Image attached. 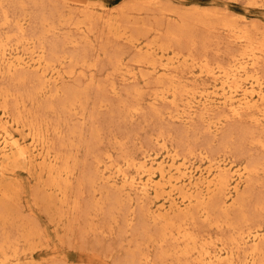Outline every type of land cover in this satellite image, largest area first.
<instances>
[{"label": "rangeland", "instance_id": "374dc122", "mask_svg": "<svg viewBox=\"0 0 264 264\" xmlns=\"http://www.w3.org/2000/svg\"><path fill=\"white\" fill-rule=\"evenodd\" d=\"M70 1L0 0V34L8 31L14 43L18 22H25V35L37 44L44 43L49 58L65 60V72L72 67L76 70L60 82L61 93L51 97L50 92H41V80L35 74L21 79L17 74L0 76V91L12 94L9 107L13 114L17 113L18 101H24L27 121L50 130L54 152L62 153L73 172L70 184L59 182L67 193L62 202L47 174L20 170L12 180L13 200L6 203L7 207L13 203L7 217L10 219H0V244L13 245L21 240L20 261L16 264H200L194 261L195 255L179 260L174 252L178 243L175 239L161 243L164 225L147 215L150 200H141L136 194L120 197L115 186L97 175V165L108 161V154L116 162L132 158L139 162L146 150L161 154V144L155 140L163 134L169 145L188 158L198 159L202 150L211 156L230 155L239 163L261 168L264 148L258 141L264 140V132L247 118L229 120L215 136L207 122L196 119L189 126L171 119L168 114L173 108L153 102L154 76L145 82L121 79L120 73L133 68L139 54L120 35L129 32L131 37L165 48V61L180 53L197 59L206 57L210 64H226L237 45L231 44L221 29L223 22L241 25L248 21L251 31L261 36L264 8L250 6L251 0H98L113 8L118 20L110 27L101 19H93L89 23L91 32L82 35L75 24L83 21V16H79L78 7L73 8L77 13L69 9L66 3ZM4 11L10 16L8 24H4ZM118 59L124 62L123 69H117ZM83 63L87 67H80ZM93 64L96 66L88 67ZM135 108L139 109L133 112ZM260 171L254 183L245 188L239 206L227 212L211 206L209 218L196 213L184 221L188 222L185 228L190 227L199 239L203 237L200 241L211 240L213 245L217 240L230 241L238 226L264 227V210H260L264 171ZM216 220H228L229 224L221 228L215 226ZM29 233L31 237L25 240L23 236Z\"/></svg>", "mask_w": 264, "mask_h": 264}, {"label": "bare ground", "instance_id": "6f19581e", "mask_svg": "<svg viewBox=\"0 0 264 264\" xmlns=\"http://www.w3.org/2000/svg\"><path fill=\"white\" fill-rule=\"evenodd\" d=\"M70 4L66 3L69 9L75 11L73 8L78 7L79 16H83V21L75 24L82 35H86L87 31L91 32L89 23L93 19H101L110 27L118 20L114 9L98 0H71ZM249 4L257 9L264 8V0H251ZM3 13L4 24H8L10 16L6 11ZM24 23L18 22V36L14 43L10 39L12 34L9 35L8 31L0 34V76L17 74L16 78L21 79L24 75L35 74L41 80L43 94L50 92L49 97L58 96L61 93L60 82L73 76L76 70L72 67L70 71H63L65 60L56 62L49 58L44 43L37 44L34 39L25 35ZM221 29L226 32L231 44L237 45L236 52L231 54L226 64H210L206 57L197 59L180 53L165 61V48L123 32L120 37L131 43L139 58L133 68L120 73L123 76L121 79L128 82L142 79L145 82L149 80V76H154V104L164 102L169 109L173 108L168 115L181 124L190 126L196 119L207 122V128L213 136L218 135L231 119L247 118L253 126L264 132V34L257 36L253 33L248 21L241 25L224 21ZM53 54L51 55L55 56ZM116 65L117 69H123L124 62L118 59ZM92 66L96 65L88 67L93 68ZM80 67L85 68L87 64L83 63ZM52 88L54 92L51 91ZM113 89L116 88L113 86ZM11 96L9 91H0L1 220L10 219L7 217L9 211H12L10 208L13 203L9 208L6 203L14 197L15 182L12 180L20 170H26L30 174H47L62 202L66 200L67 193L62 190L59 182L64 180L68 185L73 176V172L64 163L62 153L60 155L54 152L50 130H45L40 123L27 121L23 114L27 106L22 100L17 103V113L13 114L9 107ZM138 109L135 108L133 112ZM155 110L162 116L159 109ZM55 132L58 134V130ZM155 141L159 143L157 145L161 144V154L146 150L139 162L136 158L116 162L108 154V161L103 165L98 163L97 175L115 186L120 197H132L136 194L141 200H150L147 215L164 225L160 242H165L167 238L178 241L174 252L179 260L191 259L195 255L194 261L200 264H264V227L238 226L236 236L230 241L217 240L211 245V240L209 243L202 242L200 239L203 237L199 239L193 231H189L190 227L185 228L188 222L184 224V221L194 218L196 213L209 218L211 206H218L224 212L230 207L239 206L245 195V188L254 183L255 175L261 169L264 171V163L261 168L251 167L235 161L230 155L211 156L202 150L198 159L188 158L187 155L179 154L175 146L169 145L163 134ZM258 142L264 148V140ZM260 208L264 210V202ZM176 222L179 223L176 225ZM180 222H183V226ZM214 224L222 228V225L229 223L228 220H216ZM23 237L28 240L31 234ZM25 240L22 241L26 242ZM19 242L21 240L13 245L0 244V264H16L20 261Z\"/></svg>", "mask_w": 264, "mask_h": 264}]
</instances>
